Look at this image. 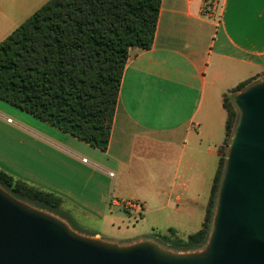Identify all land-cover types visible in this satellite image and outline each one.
<instances>
[{
  "label": "crops",
  "instance_id": "obj_1",
  "mask_svg": "<svg viewBox=\"0 0 264 264\" xmlns=\"http://www.w3.org/2000/svg\"><path fill=\"white\" fill-rule=\"evenodd\" d=\"M47 1L0 0V42ZM207 3L162 0L152 48L130 51L106 151L0 98V169L61 197L76 222L135 213L130 182L146 214L194 216L225 139L224 95L264 75V0H219L214 17Z\"/></svg>",
  "mask_w": 264,
  "mask_h": 264
},
{
  "label": "trees",
  "instance_id": "obj_2",
  "mask_svg": "<svg viewBox=\"0 0 264 264\" xmlns=\"http://www.w3.org/2000/svg\"><path fill=\"white\" fill-rule=\"evenodd\" d=\"M161 5L162 0L47 1L0 42V98L106 151L130 51L152 48ZM259 79L243 81L224 95L225 139L202 227L186 237L170 230L161 236L164 248L189 251L207 242L240 114L233 97ZM0 185L18 199L76 222L54 193L1 169Z\"/></svg>",
  "mask_w": 264,
  "mask_h": 264
},
{
  "label": "water",
  "instance_id": "obj_3",
  "mask_svg": "<svg viewBox=\"0 0 264 264\" xmlns=\"http://www.w3.org/2000/svg\"><path fill=\"white\" fill-rule=\"evenodd\" d=\"M232 134L207 242L189 251L152 239L83 234L0 185V264H264V77L233 97Z\"/></svg>",
  "mask_w": 264,
  "mask_h": 264
},
{
  "label": "rangeland",
  "instance_id": "obj_4",
  "mask_svg": "<svg viewBox=\"0 0 264 264\" xmlns=\"http://www.w3.org/2000/svg\"><path fill=\"white\" fill-rule=\"evenodd\" d=\"M263 77L264 75L261 78ZM12 120H15L14 117H12ZM208 161H211V168L205 169L206 186H203V189L200 191L201 193L197 200V213L192 217L186 215H174L171 213L169 215H164L156 212H148L146 214L144 211H142L141 214H128L123 210V208H119V215L121 218L115 219L114 221L107 220L104 226L102 224H93L88 220L84 221L80 218V221L78 222H72L68 219L66 220L74 229L87 235H91L95 230L103 228L101 231L103 236L102 238L119 244H125L141 239H152L161 244V236L169 234L170 230H175L180 237H186L187 235L198 231L202 227V223L204 221V215L206 212L205 206L208 202V196L210 194V184L215 173L217 162L219 161V156L211 157ZM134 185L137 184H131L130 182L129 187V183H126L124 190L126 194L123 195V206L124 201L126 200L140 202L138 199H134V197L139 196L138 194L142 193L138 192Z\"/></svg>",
  "mask_w": 264,
  "mask_h": 264
},
{
  "label": "built area",
  "instance_id": "obj_5",
  "mask_svg": "<svg viewBox=\"0 0 264 264\" xmlns=\"http://www.w3.org/2000/svg\"><path fill=\"white\" fill-rule=\"evenodd\" d=\"M208 3L206 4L207 13L212 17H214V14L217 9V5L219 0H207ZM86 160V159H84ZM112 174V173H111ZM124 207L130 211H133L135 213L141 214L143 210V206L140 202L138 201H133V200H126L124 201Z\"/></svg>",
  "mask_w": 264,
  "mask_h": 264
}]
</instances>
